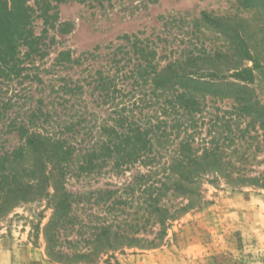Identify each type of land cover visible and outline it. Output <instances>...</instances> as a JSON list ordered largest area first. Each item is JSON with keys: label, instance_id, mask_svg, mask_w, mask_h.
Segmentation results:
<instances>
[{"label": "trees", "instance_id": "obj_1", "mask_svg": "<svg viewBox=\"0 0 264 264\" xmlns=\"http://www.w3.org/2000/svg\"><path fill=\"white\" fill-rule=\"evenodd\" d=\"M27 3L0 0V215L24 202L45 201L51 211L43 229L48 258L98 264L103 255L156 247L172 221L201 203L203 185L214 179L264 190V170H254L255 152L264 148V104L234 95L232 110L209 119L205 136L199 133L206 96L217 97L208 91L217 84L198 70L205 49L160 66L152 42L122 36L126 45L112 51L110 75L97 71L91 78L94 99L110 107L98 121L96 113L79 112L77 80L56 76L77 65L81 54L60 50L49 66L55 72L50 85L39 73L50 71L35 64L48 54L49 30L68 32V23L58 22V0H35L36 9ZM35 10L43 21L39 34L33 31ZM199 15L207 25H224V17ZM121 61H133L132 68L121 72ZM242 72L248 69L232 76ZM25 81L49 92L16 90ZM235 118L249 119L232 129ZM10 140L15 143L7 145ZM108 166L110 188L68 190L70 178L100 175ZM133 170L120 182L113 179ZM95 205L102 214H94Z\"/></svg>", "mask_w": 264, "mask_h": 264}, {"label": "rangeland", "instance_id": "obj_2", "mask_svg": "<svg viewBox=\"0 0 264 264\" xmlns=\"http://www.w3.org/2000/svg\"><path fill=\"white\" fill-rule=\"evenodd\" d=\"M34 1L28 0L27 4L36 9ZM56 6L58 22L68 23V32L49 30L44 39L50 40L48 54L35 64L50 71H39L44 83L50 85L55 72L49 66L56 54L63 49L70 50L73 57L81 54L77 65L59 70L56 76L77 80L82 87L77 94L82 99L79 112L87 109L96 113L98 121L110 107L94 99L91 78L97 71L110 75V55L118 45H126L124 35L152 42L160 66L169 58L179 57L184 62L191 52L196 56L197 51L206 50L204 59L197 62L198 70L208 74L204 80L217 84L208 89L217 97L206 96L203 119L198 121H203L201 137L209 129V119L213 122L216 115L232 110V96L250 95L264 104V0H58ZM200 12L224 17V25H207L200 20ZM39 13H33L35 34L43 27ZM119 64L121 72H127L133 61ZM242 68L248 72L232 76ZM127 82L119 81L117 87ZM23 86L31 88L35 96L49 92V87L41 91L29 81L18 84L16 90ZM27 107V102L22 104V108ZM248 119L235 118L231 128L236 123L244 127ZM14 143L10 140L6 144ZM255 153L259 163L254 170L260 173L264 170V148ZM104 169L107 171L100 175L70 178L68 190L86 194L110 188L109 166ZM133 173L134 170L113 179L120 182ZM92 211L95 215L101 213L97 205ZM50 212L45 201L34 200L0 215V264H84L48 258L43 229ZM98 264H264V190L232 188L220 179L206 182L201 203L172 221L158 246L103 255Z\"/></svg>", "mask_w": 264, "mask_h": 264}]
</instances>
